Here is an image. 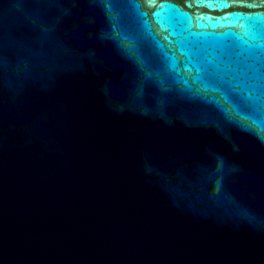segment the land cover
<instances>
[{"label":"water","instance_id":"water-1","mask_svg":"<svg viewBox=\"0 0 264 264\" xmlns=\"http://www.w3.org/2000/svg\"><path fill=\"white\" fill-rule=\"evenodd\" d=\"M0 264H264V0H0Z\"/></svg>","mask_w":264,"mask_h":264}]
</instances>
